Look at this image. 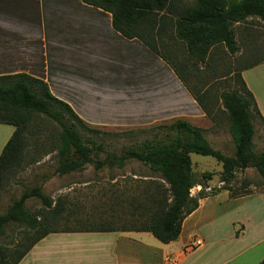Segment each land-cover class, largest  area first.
I'll return each instance as SVG.
<instances>
[{
  "label": "trees",
  "instance_id": "obj_1",
  "mask_svg": "<svg viewBox=\"0 0 264 264\" xmlns=\"http://www.w3.org/2000/svg\"><path fill=\"white\" fill-rule=\"evenodd\" d=\"M82 1L110 12L115 30L128 39L142 41L169 64L207 118L215 113L213 98L210 91L199 94L189 83V75L193 73L190 59L206 63L211 51L219 45L236 55L240 46L234 25L252 17L264 23V0H193L190 4L186 0ZM168 29L172 31L170 43L164 41ZM159 41L171 48L184 46L183 62L163 53ZM263 62L264 59L257 60L233 71L238 86L221 92L217 99L229 118V131L235 145L233 155L212 147L203 128L176 119L168 126L174 135L167 141L144 140L120 155L107 153L102 159L104 145L84 136L90 131V124L68 103L55 97L45 81L24 73L0 76V123L15 127L0 155V194L8 173L23 168L27 160L28 164H34L52 152L58 162L55 173L59 176L82 171L87 165H93L96 171L104 167L124 168L130 160L140 162L150 171L144 176V189L128 199L133 212L126 215L127 220H119V224L101 221L79 229H60V220L65 219L64 204L55 203L41 186L26 187L8 210L0 214V264H19L35 244L59 232H148L168 244L179 238L184 220L198 209L202 199L222 190L229 191L232 198L249 194L237 195L231 191L238 171L254 168L264 183V152L254 151L253 123L254 118L264 123V118L242 76L243 71ZM39 117L55 122L59 130L49 142L43 143L44 138L39 136L34 138L32 150L30 138L36 134L32 127ZM193 153L213 157L222 164V187L206 191L212 173L204 172L197 178L193 171ZM197 186H201V190L194 193ZM30 199L38 200L42 209H29L26 202ZM260 264H264V259Z\"/></svg>",
  "mask_w": 264,
  "mask_h": 264
},
{
  "label": "crops",
  "instance_id": "obj_2",
  "mask_svg": "<svg viewBox=\"0 0 264 264\" xmlns=\"http://www.w3.org/2000/svg\"><path fill=\"white\" fill-rule=\"evenodd\" d=\"M20 73L45 81L93 126L134 129L176 119L197 126L207 120L169 64L115 30L110 12L82 0H0V76ZM242 76L264 118V62ZM14 132L0 123V151ZM220 195L202 199L168 244L148 232H59L35 244L19 264H260L263 228L250 233L203 221L205 214L216 216L215 209H204Z\"/></svg>",
  "mask_w": 264,
  "mask_h": 264
},
{
  "label": "rangeland",
  "instance_id": "obj_3",
  "mask_svg": "<svg viewBox=\"0 0 264 264\" xmlns=\"http://www.w3.org/2000/svg\"><path fill=\"white\" fill-rule=\"evenodd\" d=\"M186 1L190 4L193 0ZM234 30L240 46V51L236 55L230 54L223 45H219L211 51L206 63L195 61L194 58L189 61V65H192L191 72L194 73L189 75L191 79L189 83L200 92L199 94L210 91L215 112L212 118H207L205 122L197 126L205 130V136L212 147L226 155L234 154L235 145L229 131L230 122L227 112L217 99L221 92L230 91L238 86L233 71L240 66L264 59V23L260 19L249 18L245 23L235 24ZM171 35L172 31L168 29L164 41L172 42L169 40ZM158 44L163 53L169 54L177 62H183L186 56L184 46L178 47L173 43L177 47L171 48L161 41ZM171 123L160 122L134 129L90 125V131H86L84 136L92 138L97 144L104 145L105 151L100 154V158L103 159L107 153L120 155L126 148L138 146L144 140L167 141L174 135L168 128ZM253 123L255 126L254 151L262 153L264 152V123L259 118H254ZM32 130L36 133L30 138V147L34 150L33 144L36 142L34 138L39 136L44 138L43 143L49 142L51 138L56 137L59 127L55 122L39 117L35 120ZM191 157L193 171L198 179L204 172L212 173V179L208 181L209 188L206 191L223 186L220 182L221 163L213 157L196 153L191 154ZM28 163L29 160L25 162L23 168L13 169V172L6 175L0 194V214L8 210L13 200L18 198L26 187L41 186L44 193L55 203L59 201L62 205L64 204L65 219L60 220V229L65 227L79 229L89 226L91 222L98 224L101 221H115L119 224V220H127L126 217L133 212L128 206V199L135 193L140 194V190L144 189L145 185L144 176L150 173L148 168L140 162L130 160L124 168L104 167L96 171L93 165H87L82 171L59 176L55 173L58 162L54 152L44 155L37 163ZM231 189L237 195L247 192L249 194L234 200L232 197L226 198L225 192L221 191L217 194H222L217 201H212L216 204L210 203L204 209H215L216 216H212V213L205 214L203 221L207 220L206 222L231 229L237 225L244 226L250 233L254 231V228L260 227L259 229L263 228L260 234H264V199L260 196H251L264 194V183L258 172L254 168L238 171ZM200 190L201 186H197L193 192L197 193ZM26 206L32 211L42 209L36 199L28 200ZM227 213L231 216L230 221L226 220Z\"/></svg>",
  "mask_w": 264,
  "mask_h": 264
},
{
  "label": "built area",
  "instance_id": "obj_4",
  "mask_svg": "<svg viewBox=\"0 0 264 264\" xmlns=\"http://www.w3.org/2000/svg\"><path fill=\"white\" fill-rule=\"evenodd\" d=\"M194 243L196 246H200L202 244L201 240H196Z\"/></svg>",
  "mask_w": 264,
  "mask_h": 264
}]
</instances>
